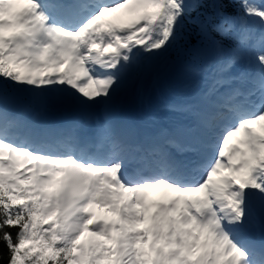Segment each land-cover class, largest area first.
Instances as JSON below:
<instances>
[{
    "label": "snow or ice",
    "instance_id": "snow-or-ice-1",
    "mask_svg": "<svg viewBox=\"0 0 264 264\" xmlns=\"http://www.w3.org/2000/svg\"><path fill=\"white\" fill-rule=\"evenodd\" d=\"M173 49L188 98L118 112ZM0 264H264V0H0Z\"/></svg>",
    "mask_w": 264,
    "mask_h": 264
},
{
    "label": "rangeland",
    "instance_id": "rangeland-1",
    "mask_svg": "<svg viewBox=\"0 0 264 264\" xmlns=\"http://www.w3.org/2000/svg\"><path fill=\"white\" fill-rule=\"evenodd\" d=\"M119 14V13H118ZM146 96V98H147V95H146V92H145V90L143 91V98ZM138 105H141V104H138ZM132 106H137V105H129V107H132ZM58 108H53V109H50V110H48L47 112L49 113V114H52V113H54L56 110H57ZM25 167H30V165H26ZM25 170V168L24 167H22L21 168V171L23 172Z\"/></svg>",
    "mask_w": 264,
    "mask_h": 264
}]
</instances>
